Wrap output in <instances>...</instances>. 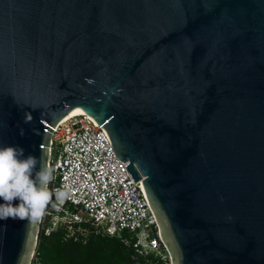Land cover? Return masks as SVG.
I'll use <instances>...</instances> for the list:
<instances>
[{
    "label": "water",
    "instance_id": "95a60500",
    "mask_svg": "<svg viewBox=\"0 0 264 264\" xmlns=\"http://www.w3.org/2000/svg\"><path fill=\"white\" fill-rule=\"evenodd\" d=\"M75 108L173 264H264V0H0V147L48 166ZM40 222L0 220V264L32 263Z\"/></svg>",
    "mask_w": 264,
    "mask_h": 264
},
{
    "label": "built area",
    "instance_id": "2783aa9c",
    "mask_svg": "<svg viewBox=\"0 0 264 264\" xmlns=\"http://www.w3.org/2000/svg\"><path fill=\"white\" fill-rule=\"evenodd\" d=\"M120 161L106 131L85 113L63 118L53 129L49 164L52 199L40 230L95 226L106 236L121 237L140 254L169 256L141 180L136 182ZM69 191L63 200L57 190ZM40 233V231H39Z\"/></svg>",
    "mask_w": 264,
    "mask_h": 264
},
{
    "label": "clouds",
    "instance_id": "9594fccd",
    "mask_svg": "<svg viewBox=\"0 0 264 264\" xmlns=\"http://www.w3.org/2000/svg\"><path fill=\"white\" fill-rule=\"evenodd\" d=\"M31 121L26 114L25 122ZM40 163V170L35 171ZM52 169L35 156L24 157L20 147H0V220L12 218L39 222L46 213L53 192L49 185L53 179ZM57 199L69 196V191L57 190ZM14 201H19L14 204Z\"/></svg>",
    "mask_w": 264,
    "mask_h": 264
},
{
    "label": "trees",
    "instance_id": "16d2710c",
    "mask_svg": "<svg viewBox=\"0 0 264 264\" xmlns=\"http://www.w3.org/2000/svg\"><path fill=\"white\" fill-rule=\"evenodd\" d=\"M90 226L82 224L85 233L70 238H65L66 229L62 227L48 235L40 230L31 264H162L160 255L140 254L132 244H126L122 238L127 233L101 236Z\"/></svg>",
    "mask_w": 264,
    "mask_h": 264
},
{
    "label": "rangeland",
    "instance_id": "374dc122",
    "mask_svg": "<svg viewBox=\"0 0 264 264\" xmlns=\"http://www.w3.org/2000/svg\"><path fill=\"white\" fill-rule=\"evenodd\" d=\"M90 228L92 229V230H94L96 233H100L99 231H98V229H96V227L95 226H90ZM85 232H84V230L82 231V230H76V229H72V230H67L66 231V235H65V238H70V237H78L79 235H82V234H84ZM87 233V232H86ZM43 235H47V234H45V233H42ZM101 234V236H103V234L102 233H100ZM106 236V235H105ZM35 254V253H34ZM162 259V264H173V262H172V259L170 258V255L169 256H167V257H164V258H161ZM34 264H39L37 261L34 263Z\"/></svg>",
    "mask_w": 264,
    "mask_h": 264
},
{
    "label": "bare ground",
    "instance_id": "6f19581e",
    "mask_svg": "<svg viewBox=\"0 0 264 264\" xmlns=\"http://www.w3.org/2000/svg\"><path fill=\"white\" fill-rule=\"evenodd\" d=\"M82 113H85L81 108H75L74 111L66 116V117H70V116H73V115H79V114H82Z\"/></svg>",
    "mask_w": 264,
    "mask_h": 264
}]
</instances>
